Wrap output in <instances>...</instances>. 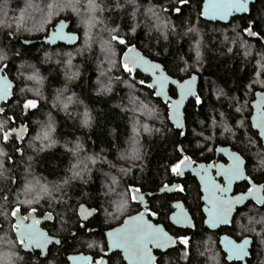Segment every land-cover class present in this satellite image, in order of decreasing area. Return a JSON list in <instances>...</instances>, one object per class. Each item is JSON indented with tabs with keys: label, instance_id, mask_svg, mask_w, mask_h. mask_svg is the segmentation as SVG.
I'll list each match as a JSON object with an SVG mask.
<instances>
[{
	"label": "trees",
	"instance_id": "1",
	"mask_svg": "<svg viewBox=\"0 0 264 264\" xmlns=\"http://www.w3.org/2000/svg\"><path fill=\"white\" fill-rule=\"evenodd\" d=\"M203 1L189 0L187 5H181L179 0H95L103 12L97 11L96 26L90 34L91 39H88L84 32H87L86 21L91 13H82L81 20L70 9L57 10L53 0H32V7L24 12L21 19L22 0H11L7 6L10 18L4 17L6 24L0 25V51L6 57L0 61V67L8 65L5 74L16 84L14 98L4 106L5 116H12L15 120L6 128L22 122L28 123L29 131L22 146L12 141L3 145L5 151L13 156L15 164L6 163V167L11 169L0 176V186L4 187L0 197L10 196V201L0 202L10 206V190L18 186H21L18 191H22V186L31 183L36 191L26 197H34L39 191L37 181L47 184L50 190L52 185L63 184L70 177V169L78 158L83 161L79 170L84 179L70 180L63 185L61 193H53L56 196L54 200L22 206V213H27L30 207H36L40 214L52 213L59 224L58 230L65 231V240L43 258L20 247L13 250L15 255L8 264H66V253L82 246L85 239L90 241L92 248L97 240L102 239L104 229L120 223L125 216L140 208L130 195L122 200L117 193H125L129 186L140 189L142 193L156 192L161 186L172 184L176 175L170 172V167L183 156L208 160L214 156L217 147L231 146L246 160L249 176L257 183L264 182V167L260 168L252 161L253 148L258 147L264 152V147L251 123V102L257 91H264V85L253 83L264 45L256 38L243 35L250 22L254 31L264 35V0H256L250 14L236 16L229 23L205 20L200 15ZM63 2L83 7L82 0ZM137 3L141 10L136 8ZM153 6L162 13L160 27L147 11ZM175 8H180V12L177 13ZM62 19L69 20L71 30L79 34L75 45L24 44L25 40L37 41L47 36ZM115 27L119 28V35L126 44L111 42L110 30ZM191 27L197 28L198 32L189 33L187 30ZM236 32L241 33L243 40L252 46L250 49L242 47L239 40L230 42ZM225 35L230 38L228 41L224 39ZM197 40L200 41L199 57L193 47ZM132 45L161 62L175 78L184 80L193 74L199 75L198 96L201 102L197 103L193 98L188 103L186 130L176 129L171 124L169 106L155 96V89L147 87L151 81L149 76L141 72L129 74L123 70L122 56ZM245 51H250L251 55H245ZM68 52H71V65L68 64ZM23 66L26 67L21 71ZM33 75L38 78H28ZM260 80L264 81V75ZM21 89H24L23 93ZM130 90L134 96L129 94ZM170 92L177 95L174 87ZM26 99L36 101L38 107L24 114L22 104ZM64 104L68 105L67 109ZM237 107L240 112H236ZM85 111L90 115L87 125L83 122ZM220 113L224 116L221 117ZM47 116L51 118L50 123ZM49 124L54 129L51 146H44L48 141L41 143L31 139L42 126ZM145 124L149 132L143 130ZM133 126L139 131L135 139ZM225 127L232 131L224 132ZM77 145H80L79 149ZM15 147L22 149L23 158L14 152ZM134 148L139 149V158H135ZM87 157L97 159V163L92 164ZM121 169L125 171L121 172ZM28 175L32 181L26 180ZM111 176H116L117 185H111ZM12 177L18 184L9 183L8 179ZM182 181L187 187V197H191L190 201L195 204L194 198L199 197L196 180L187 176ZM248 186V183L241 184L243 188ZM109 187L115 191H109ZM175 196L179 195H156L166 199ZM83 203L97 209V214L90 221L97 230L89 233L78 230L70 238L67 233L77 228L78 207ZM160 203L165 208L169 206L167 200ZM118 204L122 205L119 211ZM257 212L261 215L264 206L248 204L237 212L230 227L241 231L242 225L245 229L242 232L255 238L256 264L260 259L257 233L262 227V215L257 216ZM112 215L114 217L108 219ZM62 218L66 219L65 223H60ZM13 224L14 218L0 216V230L3 231L0 237L15 239V233L9 232ZM203 235L200 231L196 234L199 241ZM199 241L197 247L201 245ZM170 257L174 264H202L195 251L187 262L181 261L175 251H171Z\"/></svg>",
	"mask_w": 264,
	"mask_h": 264
},
{
	"label": "snow or ice",
	"instance_id": "2",
	"mask_svg": "<svg viewBox=\"0 0 264 264\" xmlns=\"http://www.w3.org/2000/svg\"><path fill=\"white\" fill-rule=\"evenodd\" d=\"M11 0H0V25H5L4 17H9V11L7 6L10 4ZM53 2L57 5V10L70 9L77 17H80L83 20L82 13H91L90 18L86 21L87 32H84V37L91 39V32L93 28L96 26L97 22V11L103 12V8L99 7V4L95 2V0H82L83 7H77L75 3H64L63 0H53ZM135 2V0H133ZM189 0H179L181 5H187ZM251 0H204L203 8L201 9L200 15L208 20H221L228 21L230 17H233L238 14H244L249 11L248 5ZM22 4L24 5L23 9L20 13V18L22 19L24 16V12L32 7V0H22ZM63 4V7L61 6ZM136 8L141 10V5L136 4ZM177 13L180 12V8L174 9ZM148 12L152 14V16L158 21L157 27H160L161 21V12H158L153 7H149L147 9ZM164 11H168V9H164ZM49 15H51L49 13ZM135 16V11L132 13ZM78 21V20H77ZM78 25L80 26V21H78ZM68 22L61 20L59 24L56 25L55 29L51 31V33L46 38V43L55 45L57 42H65V43H75L79 38L76 34L71 32H66L65 29L68 28ZM258 26V25H257ZM167 28V25H164ZM189 33H197L198 29L195 27H191L187 30ZM235 32V29H233ZM135 32V29H133ZM243 35L247 37L256 38L258 41H264V35L261 33L254 31L252 27V22L249 23V26L243 30ZM224 39L228 41L230 38L225 35ZM110 40L111 42L115 41L121 45L126 44L125 39H123L119 35V28L115 27L110 30ZM241 42V46L247 49H250L252 46L248 45L247 41H244L241 33L236 32V36L231 38V43H236L237 41ZM25 44L31 43V41H24ZM107 43V42H106ZM200 46V41L197 40L194 44V49H197V57H199L200 53L198 51ZM231 51V49H229ZM69 60L68 64L71 65V52H68ZM245 55H251L250 51H245ZM261 60L257 61V69L255 72L256 79L253 83H261L264 85V81L260 80V77L264 75V53H260ZM6 60V57L0 51V61ZM8 67V65H4V67H0V101H9V98L12 96V83L9 81L6 75H3L4 68ZM32 67V66H30ZM123 70L129 74H133L137 69H141L145 72H150L154 77L153 81L147 84L148 88L155 89V95L158 97H162L165 103L169 106L171 110L172 120L178 129L183 128V124L179 119L180 109L183 105L184 101L189 96H196L194 91V85L196 83L197 77L192 75L189 79L184 80L183 82L177 81L175 79H170L167 77L160 69V65L153 64L147 59L140 56V54L136 51L135 47H128L127 52L124 54L122 61ZM186 70V69H185ZM159 73V74H158ZM103 75V74H101ZM29 79H37L35 75L28 77ZM140 84H144V81H140ZM172 84L175 85L178 90V99H173L171 96L167 95V85ZM103 87V85H102ZM251 87V85H249ZM21 93L24 92V89L20 90ZM221 95L223 94V90H221ZM258 97L257 103L255 105L257 109V114L253 117V127L259 130V135L262 140H264V93H257ZM69 102L71 101V97L68 98ZM197 103H200V97L196 96ZM38 107L37 102L31 99L24 100L22 104V108L25 110V114H27V110L36 109ZM68 105L64 104V108L67 109ZM236 112H240L241 109L237 107ZM150 114V113H149ZM221 117L224 116L223 113H220ZM15 118L12 116H5V108L0 107V176H3L6 172L11 169V167H6V163L8 165H14L15 160L12 155L5 151L3 145L8 144L9 141H12L14 144L22 143L25 135L28 133V126L21 125L18 128H6V125L9 122H14ZM90 120V115L87 111L83 113V122L87 125ZM243 124V121L240 122ZM143 130L145 132H149L150 129L147 124L143 125ZM54 129L49 124L48 126H42L39 133L36 132L34 138L36 141H40L45 144V147L51 146L53 143L51 137ZM232 129L229 127L224 128V132H231ZM133 133L135 137L139 136L138 129L133 126ZM179 135H183V132H179ZM15 137L13 141L12 138ZM77 149L80 148V145L76 146ZM212 151V149H209ZM219 152H223L228 155L229 160L231 161L228 165L224 164H200L196 168H192L193 161L188 156H183L182 159H179L177 163L170 167V172L176 176H183L185 170L190 169L199 177L200 181L203 185V190L207 193L204 197L206 200L207 206L204 208V211L207 213L206 224L210 228H216L221 224H229L230 217L234 211V209L239 205H244L246 201L253 200L256 204L264 206V196L260 195L261 191H264V185H257L252 182V180L245 175L244 165L245 161L241 158L240 155L229 152L225 148L217 149ZM14 152L19 153L21 158H23V152L20 147H15ZM134 153H136L135 158H139V149L134 148ZM30 160L31 157H28ZM92 164L97 163V159L93 157H87ZM255 159L258 164L264 166V152H259L256 154ZM83 161L78 158L77 163L72 165L70 169L71 175L68 179L63 181V184L52 185L51 190L47 184H41L39 181L36 184L39 186V191L36 192L35 196L32 199H26L23 197L31 195L32 192L36 191L34 186H31L29 183L22 191H18L21 186H18L15 189H11V205L0 202V216L14 218L15 223L12 225L9 232L15 233V239L5 240L3 237H0V264H8L9 261L15 255L13 250H18V248L22 247L27 251H32L34 248L40 249L41 254H47V245L55 243L59 245L61 241L59 239L53 240L48 237L46 233L41 232L37 229L36 225L40 223L38 219L35 217V213L37 211L36 207H30L27 210V215H21L22 206H32L34 204H40L42 200L50 201L54 200L56 196H53V193H61L63 185H67L70 180H76L77 178L83 180L84 177L79 170L80 164ZM85 167L87 165L85 164ZM213 170L215 171V175H212ZM121 172L125 171L124 169L120 170ZM106 176L109 174L106 173ZM223 179V183L221 184L219 179ZM111 185H117L119 182L116 176H111ZM240 180H246L251 185L248 188L246 193L230 196L232 186L235 182ZM9 183L18 184V181L15 177L8 179ZM183 191V187L174 186L169 187V185L165 184L160 191ZM109 191H115V188L109 187ZM4 192V187L0 186V193ZM130 195L132 200L138 201L140 203H144V196L141 194L140 189L129 186L125 193H117V196L122 200L125 196ZM0 200L7 202L10 201L9 195H3L0 197ZM122 205H117V210L119 211ZM174 208L178 209L173 215L170 216V220L173 224L182 226V227H191V219L188 217L185 212L183 206L181 204L173 205ZM79 212L81 217L84 220H87L90 216H92L96 209L86 208L84 205H80ZM157 215L156 212L151 211L147 207L144 208L141 212H139L136 216L129 217L125 222L124 226L117 228L113 231L107 233L109 238V251L120 249L123 251L124 259L128 261V264H154L156 257L152 255V249H161L166 250L169 247H174L177 244L184 245L185 247L188 245V238H175L168 234L165 231L164 227L159 224H153L147 217H155ZM247 215V214H245ZM257 216H261L260 213H256ZM45 219L51 220V214H48ZM31 221V223H25L26 221ZM260 224V221H257ZM264 226V225H262ZM241 231H245L243 226L241 225ZM3 231L0 230V233ZM261 235V242H264V234L257 233ZM223 244L224 250L227 253V259L231 260H239L244 261L245 258L249 255V246L252 241L245 237L241 240V242L237 243L235 240H232L228 237H224L221 241ZM151 246V247H150ZM90 247V245H89ZM142 250V255L140 251ZM188 255L187 251L183 253V256L186 258ZM73 261H81L83 264H93L91 257H71ZM95 264H107L103 258L95 261Z\"/></svg>",
	"mask_w": 264,
	"mask_h": 264
},
{
	"label": "flooded vegetation",
	"instance_id": "3",
	"mask_svg": "<svg viewBox=\"0 0 264 264\" xmlns=\"http://www.w3.org/2000/svg\"><path fill=\"white\" fill-rule=\"evenodd\" d=\"M217 148L214 152V156L212 155L208 160H193L190 158L193 161L192 168H196L198 165H200L202 163H204L205 165L209 164V163L227 164L230 160L226 156H224V154H217ZM232 150L236 151L234 149H232ZM246 167H247V163H246ZM246 170H247V168H246ZM212 175H215L214 170L212 172ZM187 176L196 180V186L199 189L198 190L199 191V197L194 198L195 204H192V202L190 201L191 197H189V196L187 197V187L185 186V183L183 181L181 182V179H183ZM175 179L176 180H174L172 184H167V185H169V187L181 186L184 189L183 191H179V190L170 191V192L165 191V192L160 194L159 190L163 187V186H161L159 188V190L156 192L143 193V194H145L144 203H140V202L134 200L135 203L139 204L140 208L138 211L130 214V215L137 214V213L141 212L142 210H144L145 207H147L151 211H154L157 213V215L155 217H151V216L148 217V219L150 221H152L153 224L162 225L164 227L165 231L168 232L171 236H173L175 238H188V240H189V243L186 247L184 245L177 244L174 247H171L170 249H166V250L153 248L152 249V255L156 257L154 264H174V262L171 261V257H170L171 251H175L176 253H178L179 258L183 262H187V261L191 260L193 253L195 251L201 257L200 260L202 261V264H256V254H255V245H256L255 242L256 241H255V238H253L252 236H250V235H248L242 231H236V230L231 229L230 227L232 226L234 219H233L231 225L221 226L217 229L210 228L206 225L205 221H206L207 215L204 211V208L207 206V204H206V200H204V198H203L204 193L202 191V185L200 184V182L198 180V176L195 175L190 170L189 172H186L182 177L175 176ZM219 182L222 184L223 179L220 178ZM243 183H248V182L244 181L242 183L237 184L233 194H236L239 192H245L251 186L248 183L249 186L247 188H243V187H241V184H243ZM255 183H257V182H255ZM261 183H263V182H261ZM257 184H260V183H257ZM163 194L179 195V196H175V197L167 198V199L156 197V195H163ZM181 195H183V196L181 197ZM166 200L169 201L168 208L163 207V204L160 203V202H165ZM250 203H253V202H250ZM250 203H248V204H250ZM175 204L183 205L184 210L186 209L188 211V213L190 214L192 221L194 223V228L178 226V225H175L171 222L170 216L178 210V209L173 207V205H175ZM48 214H51V216H52L51 220L45 219V217ZM21 215H27V213H21ZM34 215H35L36 219H38L40 221V223L37 225L39 227H41L45 233H47L48 237L52 238L53 240L59 239L61 241V243L64 242L65 236H63V235L65 234V231L63 229L58 230L59 224H57L56 219L52 213L45 212V213L40 214L38 211H36V213ZM130 215H128V216H130ZM126 217L127 216H125L124 219ZM235 217H236V215H235ZM124 219L120 223H118L112 227L104 229L102 231V239L100 241L97 240V242L94 243L92 248L89 247L90 241L85 239L83 242L84 244L82 246H79L76 249H73V250H70L69 252H67L66 253V262L67 263L66 264H70L69 263V256L74 255V254L90 255L92 257L93 264H95V261L100 260L101 258H103L105 261H107V264H128L127 261L124 259V255H123L122 251H120V250L112 251V252L109 251L108 239H107V235H106L107 230L120 225L121 223H123ZM90 221H91V219L89 221L82 220L78 214V222H77L78 226H77V228L72 229L69 233H67V236H70V238H72L73 235L78 230H81V231L84 230L86 233L96 231L97 227L92 226L90 224ZM14 223H15V220H14ZM25 223H31V221L29 220V221H26ZM199 231L204 233L203 237H201L202 242L199 241V238L196 236V234L197 235L199 234ZM223 236H229L233 240H235L237 243L241 242V240L244 239L245 237H247L248 239L249 238L252 239L251 240L252 243L248 249L249 255L245 258L244 261H239V260L229 261L227 259V253L225 252V250L221 244ZM198 241L201 243V245L199 243V245H200L199 247H197V245H196V244H198ZM61 243L59 245H61ZM59 245H57L55 243L50 244V247H49L46 255L41 254V250L36 249V248H34L31 252L37 253V255L39 257L43 258L50 253V250L54 246H59ZM196 247H197V249H196ZM258 248L260 251L259 252L260 259H259L258 264H264V242H261L259 244ZM185 251H187V253H188L186 258L183 256V253ZM81 263L83 264V262H81Z\"/></svg>",
	"mask_w": 264,
	"mask_h": 264
},
{
	"label": "water",
	"instance_id": "4",
	"mask_svg": "<svg viewBox=\"0 0 264 264\" xmlns=\"http://www.w3.org/2000/svg\"><path fill=\"white\" fill-rule=\"evenodd\" d=\"M255 2H256V0H251V2H250L249 5H248V9H249V11H248L247 13H244V14H238V15H235V16H233V17H230L228 21H221V20H208V19L204 18L203 16H202V17H203L205 20H207V21H211V22L229 23V22H230L234 17H236V16H242V15H248V14H250V13H251V7H252V5H253ZM203 4H204V1H203V3H202V7H201V9L203 8ZM62 20H64V19H62ZM60 21H61V20H60ZM60 21H59V22H60ZM64 21L68 22V25H69L68 28L65 29V31H66V32L74 33V34H76V35L79 37V34H78L77 32H74V31L71 30V22H70L69 20H64ZM59 22H58L57 24H59ZM57 24H56V25H57ZM56 25L50 30V32L48 33V35L51 33V31H53V30L55 29ZM48 35H47V36H48ZM47 36H45V37H43L42 39L37 40V41L30 40L31 43H28V44H34L35 42H40V43H45V44H47V45H51V44L46 43V38H47ZM79 38H80V37H79ZM79 38L77 39V41H76L75 43H65V42L60 41V42H57V44H55V45H58V44H65V45H68V46H72V45H75L76 43H78ZM249 38H253V37H249ZM25 41H26V40H25ZM27 41H28V40H27ZM262 42H263V45H264V41H262ZM24 44H25V43H24ZM55 45H51V46H55ZM129 47H135L136 51L140 54V56H142L143 58L147 59L148 61H150V62L153 63V64H158V65H160V69H161V71H162L167 77H169L170 79H175V80H177V81L183 82L184 80H187V79H189V78L191 77V76H190V77H188V78H186V79H184V80H180V79H178V78H175V77L171 76V75L168 73V71L165 69V66H164L161 62L156 61V60H153V59H151L150 57H148L147 55H145L144 52H143L141 49H139L136 45H132V46H129ZM127 49H128V48H127ZM127 49H126V51L124 52V54L127 52ZM124 54H123V56H122V61H123ZM137 72H141V73H143L144 75L149 76V77L151 78L150 83H151V82L153 81V79H154V77L151 75L150 72H145V71H143V70H141V69H137L134 73H137ZM158 74H159V73H158ZM3 75H6V76L8 77V79H9V81L12 83V89H11L12 96L9 98V101H0V107H4L5 105L9 104V102L14 98L15 87H16L15 82H14V81H13V80H12L7 74H5V68H4ZM193 75H195V76L197 77L196 83H195V85H194V91H195V93H196V96H198V93H199V86H200V77H199V75H197V74H193ZM172 87H174V88L176 89V92H177V95H176V96H173V95L171 94V92H170V90H171ZM166 90H167V95H168V96H171L173 99H178V90H177V88H176L175 85L168 84ZM155 91H156V90H155ZM257 93H264V91H257L256 94H257ZM256 94H255V99L251 102V106H252V108H253V112H252V115H251V123H252V127H253V117H255L256 114H257V109H256L255 105H256V103H257L258 97H257ZM155 96H156V95H155ZM196 96H189V97L184 101L183 105L181 106L179 119H180V121H181L182 124H183V128H182V129H179V130H186V127H187V126H186V108H187V106H188V103H189L193 98H196ZM156 97H157L158 99H161L163 102H165L164 99H163L162 97H158V96H156ZM27 113H28V110H27ZM24 114H25V111H24ZM168 114H169V119H170L171 124L176 128V126H175V124H174V122H173V120H172V117H171V110H170V108H169V112H168ZM21 125H27V126H28V123H22V122H20L18 125L14 126L13 128H18V127H20ZM253 128H254V127H253ZM176 129H178V128H176ZM254 130H256V131L258 132V134H259V130H258V129L254 128ZM28 131H29V126H28ZM27 136H28V133L25 135L23 142H22V143H19L20 146L23 145L24 141L27 139ZM259 137H260V135H259ZM13 138H15V137H13ZM260 138H261V137H260ZM261 140H262V139H261ZM262 144H263V147H264V140H262ZM219 148H225V149H227L229 152L236 153V154L240 155L242 159H244L243 156H242L240 153H238V152H236V151H233L232 148H231L230 146H219L217 149H219ZM217 154H224V156H226V157L229 159L228 155H226V154L223 153V152H219V151H217ZM244 161H245V159H244ZM230 162H231V161H229L227 164H224V165H228ZM202 164H204V163H202ZM218 164H223V163H218ZM190 170H191V168L185 170V173H186V172H189ZM191 171H192V170H191ZM244 171H245V175H247V176L249 177V175H248V173H247V170H246V161H245V165H244ZM192 172H193V171H192ZM185 173H184V174H185ZM193 173H194V172H193ZM194 174H195V173H194ZM195 175H196V174H195ZM178 177H181V176H178ZM249 178L251 179V177H249ZM198 180H199L200 184L202 185V182L200 181L199 177H198ZM251 180H252V179H251ZM244 181H246V180H240V181L235 182V183L233 184V186H232V189H231V192L229 193V195H230V196H237V195H240V194L246 193L248 190L245 191V192H239V193L233 194L236 185L239 184V183H242V182H244ZM218 182H219V181H218ZM247 182H248V181H247ZM252 182L255 183L253 180H252ZM255 184H257V183H255ZM257 185H258V186H259V185H264V182H263V183H260V184H257ZM202 191H203V193H204V196H203V198H204V197L207 195V193L203 190V185H202ZM159 193L161 194V193H163V192H161V191L159 190ZM141 194H142V195L144 196V198H145V194H143L142 192H141ZM260 195L264 196V191H261ZM204 200H205V199H204ZM250 202H253L254 204H256L255 201H253V200H249V201H246L244 205H239V206H237V207L234 209V211H233V213H232V215H231V217H230V223H229V224H221V225H219V226H217L216 228H213V229H217V228H219V227H221V226H228V225H231V223H232V221H233L235 215L237 214V211H238L239 209L243 208L244 206H246V205H247L248 203H250ZM80 205H84L86 208H89V209H96V208L89 207L87 204H84V203H83V204H80ZM80 205H79V207H78V214H79L80 218H81L82 220H84V219L81 217L80 212H79ZM256 205L259 206V207H263V206L258 205V204H256ZM182 206H183V205H182ZM177 211H178V210H177ZM177 211H176V212H177ZM185 212L187 213L188 217L191 219V223H192L191 228H194V223H193V221H192V218H191L190 214L188 213V211H187L186 209H185ZM174 213H175V212H174ZM174 213H173V214H174ZM205 213H206V212H205ZM96 214H97V209H96V212H95L92 216H90L87 220H85V221H89V220L92 219ZM137 214H138V213H137ZM137 214L127 216V217L124 219L123 223H121L120 225H118V226H116V227H114V228H111V229L107 230V231H106V235H107L108 232L113 231V230H115V229H117V228H120V227L124 226V222H125L129 217L136 216ZM173 214H172V215H173ZM206 215H207V213H206ZM147 218H148V217H147ZM206 220H207V217H206ZM151 222H152V221H151ZM152 223H153V222H152ZM206 225H207V224H206ZM207 226H208V225H207ZM36 227H37V229H38L39 231L44 232V231L42 230V228L39 227L38 225H36ZM208 227H209V226H208ZM44 233H45V232H44ZM46 234H47V233H46ZM168 234H169V233H168ZM169 235H170V234H169ZM224 237H228V238L232 239V238L229 237V236H223L222 239H223ZM107 239H108V245H109V238H108V236H107ZM249 239H250V238H249ZM232 240H233V239H232ZM250 240H252V239H250ZM221 244H222V243H221ZM222 246H223V244H222ZM49 247H50V244L47 245V252H48ZM170 248H171V247H169V248H167V249H170ZM223 248H224V247H223ZM24 250H25V249H24ZM39 250H40V249H39ZM117 250H120V249H115V250H112V251H117ZM25 251H27V250H25ZM112 251H111V252H112ZM120 251H122V250H120ZM27 252H29V251H27ZM30 252H31V251H30ZM122 252H123V251H122ZM140 254H141V255L143 254V253H142V250L140 251ZM123 255H124V254H123ZM78 256L91 257L90 255H85V254H74V255H70V256H69V263H70V264H82L81 261H73L72 259H70L71 257H78ZM91 258H92V257H91ZM126 261H127V260H126ZM127 263H128V261H127Z\"/></svg>",
	"mask_w": 264,
	"mask_h": 264
},
{
	"label": "rangeland",
	"instance_id": "5",
	"mask_svg": "<svg viewBox=\"0 0 264 264\" xmlns=\"http://www.w3.org/2000/svg\"><path fill=\"white\" fill-rule=\"evenodd\" d=\"M25 67L26 66H23V67H21V71L23 70V69H25ZM63 93V92H62ZM130 95H132V96H134L133 95V91L131 92V90H130V93H129ZM48 119V120H47ZM47 122L48 123H50L51 122V118L50 117H48L47 116ZM253 150H254V153H253V156H252V158H253V162H255V164L258 166V167H264V166H261L260 164H258L257 163V161H256V159H255V156H256V154L257 153H259V152H263V150H260L258 147H254L253 148ZM255 165V166H256ZM32 179V177L30 176V175H28V177H27V179L26 180H28V181H30ZM32 181V180H31ZM23 188H25L24 186H22ZM24 198H26V199H32L33 197H24ZM262 215V217H261V221H262V225H264V212L261 214ZM116 214H115V218H116ZM114 216L112 215L111 217H109L108 219H111V218H113ZM65 221H66V219L65 218H62V219H60V223H65ZM236 231H240L239 229H237ZM259 233H262V234H264V226H262L261 228H260V230H259ZM261 239H262V237H261V235H259V242L261 243ZM94 242L92 241V244H93Z\"/></svg>",
	"mask_w": 264,
	"mask_h": 264
}]
</instances>
